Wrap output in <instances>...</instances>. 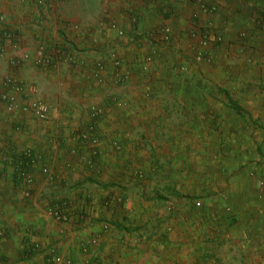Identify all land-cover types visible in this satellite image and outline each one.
Returning a JSON list of instances; mask_svg holds the SVG:
<instances>
[{"label": "crops", "instance_id": "crops-1", "mask_svg": "<svg viewBox=\"0 0 264 264\" xmlns=\"http://www.w3.org/2000/svg\"><path fill=\"white\" fill-rule=\"evenodd\" d=\"M1 16L13 40H0V81L14 77L21 90L5 86L13 110L0 98V264H58L53 248L72 257L65 264H258L264 202L251 203V215L201 218L200 232L187 214L163 225L147 204L209 174L208 163L238 171L241 145L264 162V0H0ZM207 30L218 41L204 39ZM19 51L29 56L16 64ZM34 101L48 106V119L28 108ZM26 185L39 212L21 199ZM116 187L131 225L111 235L100 236L97 218L67 229L45 213L54 197L79 195L102 219ZM90 238L100 245L84 255Z\"/></svg>", "mask_w": 264, "mask_h": 264}, {"label": "rangeland", "instance_id": "rangeland-1", "mask_svg": "<svg viewBox=\"0 0 264 264\" xmlns=\"http://www.w3.org/2000/svg\"><path fill=\"white\" fill-rule=\"evenodd\" d=\"M213 34H215L213 37H215V39L218 41V38L220 36L217 32H212L211 30H207V34L204 39L210 40ZM95 113H98L97 115H99L102 113V111ZM89 141L91 142V140ZM91 143L93 145H96L98 144V140L96 143ZM241 146L239 147V150L236 151V157L237 159L242 160V158H239V156L242 157L243 155L244 158L246 157L247 161L242 166H240V169H238V171L232 169L230 173H225L223 172L222 166L219 169L217 164L215 166L213 162L211 164L208 163L207 166L210 168L209 174L202 175L196 173L194 178L192 179L190 177L182 179L179 183L180 186L178 190L175 188L160 189L159 196L152 194V199L150 198L148 200L149 202L147 204V209L151 210L153 213H162L161 218L163 221V225L165 222H169L170 217H173L175 215H184L185 218H187V215H191L193 217L190 222L191 226L195 227L194 229H196V231L198 232H200V230L203 231L199 228L200 224L204 226L201 218L205 219L212 214H254L255 211L250 207V204L255 203L257 205L264 202V165H262L264 164V162L259 159L258 155L256 156V149L254 148V146L252 148V145H246L245 147H243V149L241 148ZM96 154L97 151L92 154V157H90V159L88 157V160H90V162L88 161L85 165H88L89 168H92L95 165L93 161L96 160ZM230 154L232 155V153ZM133 162H139L138 158H135ZM213 164L214 168L212 167ZM258 166L262 168H259ZM136 169H138L136 170V174L138 175V177L141 175L140 177L144 179L146 175L143 169L140 168V166H138ZM226 170L228 169H225V171ZM18 171L19 175H23L22 172H26L25 169L21 168H19ZM129 180L137 183L136 179L134 178H130ZM117 181H121V179H118ZM34 191L35 189H32V187L28 188L27 185L23 186L21 199L25 201V206H27L28 204V201L26 200H31L29 209H31V211L33 210V212H39L36 207H38L40 200L36 197L38 194H36V196L33 195ZM68 192H66V194L70 195L72 191H70V193ZM152 192H154V190H152ZM118 194H120V190L116 187L114 188V190H112V192L106 195L101 207L104 209L102 215L105 214L106 217L102 219L98 218L100 216H96V202L93 204V202H91L88 197L83 199L79 195H76V198H74V200L72 199V202L70 200V196H64L65 194H63V196L54 197L50 201V206L45 207V213H47V215L54 221L65 223V225H67V229L70 225L73 229H77L81 226L88 229L91 225V220L93 218H97V223L100 224L99 226L101 229L100 236H102L103 234L111 235L113 230L123 229L121 228L123 226L119 227V225H131H128V219L126 217V214H123L122 210L125 209V199L123 197H120ZM136 194H139V192H136ZM43 196L44 194L41 195V197ZM153 198H157L158 200H154ZM58 214L66 215V219H60L58 217ZM1 217L2 213L0 212V220H2ZM150 224L152 225L153 222H151ZM179 224L181 225L182 222ZM0 229L4 228L0 227ZM0 233L4 235L1 230ZM96 238H98V235L96 236ZM198 238L200 237H197V239ZM202 240L203 243L205 242L203 245L210 243L209 237H203ZM198 241L200 240L198 239ZM97 245H100L98 244V239L95 240L90 238L87 243H84L81 252L86 255L87 253H89V249L91 247H97ZM30 248H32V246ZM49 249H51V247ZM50 251L51 260H54L57 256H60L63 261L72 258L67 254H58L55 248L51 249ZM2 254L3 253L1 252L0 255ZM254 257H260V259L258 260V264L264 263V253L254 255ZM216 260L218 261V259ZM99 263L101 264V262ZM58 264L65 263L58 262Z\"/></svg>", "mask_w": 264, "mask_h": 264}, {"label": "built area", "instance_id": "built-area-1", "mask_svg": "<svg viewBox=\"0 0 264 264\" xmlns=\"http://www.w3.org/2000/svg\"><path fill=\"white\" fill-rule=\"evenodd\" d=\"M38 4H44L45 0H37ZM6 18L5 16H1L0 17V21L1 22H5ZM114 27L116 28L117 25H114ZM117 29V28H116ZM120 34H124V31L122 29H118ZM167 31H169V29H167ZM0 40L1 41H11L13 40V33L11 31H9V29L7 28H3L2 30H0ZM29 55L25 52H16V56H14V63L18 64L22 59L27 58ZM38 63L41 65H48L51 62V59L44 55L43 49H39L38 51ZM198 59H202V55L198 56ZM113 60L115 62L116 65H120L121 61L119 59L116 58V55H113ZM120 80V78L118 79ZM13 85L14 89L16 91H20L21 90V84L16 81L14 79V77L11 76H6L4 77V79H2L0 81V98L6 102L7 104V108L9 110H13L14 108H16L17 106V102L15 100V96L11 93H9V91H6L5 86L6 85ZM28 108L31 109L32 111H34V113L36 114V116L38 118L41 119H48L50 117V112H49V108L48 106L41 102V101H34L28 104ZM97 107L93 108V111L95 112H99V109ZM84 138L91 140V142H97V140L93 137H89V136H84ZM30 180H27V182H29ZM58 217L62 220L66 219V215L64 214H58ZM56 261L58 262H63V259L60 256H57ZM70 261H68L69 263Z\"/></svg>", "mask_w": 264, "mask_h": 264}]
</instances>
